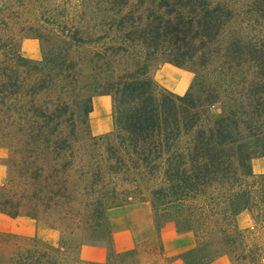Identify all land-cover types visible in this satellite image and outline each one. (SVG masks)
Segmentation results:
<instances>
[{"label":"trees","instance_id":"16d2710c","mask_svg":"<svg viewBox=\"0 0 264 264\" xmlns=\"http://www.w3.org/2000/svg\"><path fill=\"white\" fill-rule=\"evenodd\" d=\"M75 1L69 16L56 0H16L20 40L0 8V137L20 145L25 201L76 235V250L108 245L109 212L147 202L157 228L192 237L184 264L259 257L247 233L264 232V173L251 166L264 157V0ZM26 38L39 59L21 54ZM159 55L196 70L183 95L151 76ZM95 95L114 110L100 136L88 129ZM80 105L76 148L64 129ZM242 212L250 228L236 226ZM0 213L20 205L4 199Z\"/></svg>","mask_w":264,"mask_h":264},{"label":"crops","instance_id":"0c3cea01","mask_svg":"<svg viewBox=\"0 0 264 264\" xmlns=\"http://www.w3.org/2000/svg\"><path fill=\"white\" fill-rule=\"evenodd\" d=\"M169 73L175 76L174 82L166 77ZM191 75L178 67L163 65L156 76L170 86L171 92L181 95V88L184 90L187 87L192 80ZM112 109L109 96L99 95L92 99L88 116V129L92 136L108 134L113 130ZM251 166L253 173L263 174L264 157L254 159ZM244 214L249 222L245 228H250L252 220L248 212L240 213L235 218V224L239 227L237 222ZM109 229L108 245L83 244L78 248L76 259L79 264H184L180 255L193 246L192 237L178 233L173 222L167 221L157 228L151 207L145 202L111 211ZM0 232L23 238H37L55 247L60 242L57 229L25 215L9 217L0 213ZM208 264L233 263L223 255Z\"/></svg>","mask_w":264,"mask_h":264},{"label":"rangeland","instance_id":"374dc122","mask_svg":"<svg viewBox=\"0 0 264 264\" xmlns=\"http://www.w3.org/2000/svg\"><path fill=\"white\" fill-rule=\"evenodd\" d=\"M56 3L64 9V15L74 16L76 14V10L72 8L74 3H76L75 0H56ZM6 5H10L8 14L11 13L12 16H10L9 21L10 27L6 31H11L14 33L15 38L20 40L22 34L18 31H20V28L22 27L21 18L23 17V13H21L20 9L16 7V0H0V8ZM2 13L3 12H1V14ZM21 44L22 55L33 59L40 58V50L37 40L26 38L22 39ZM168 61L169 60L166 56L159 55L156 60L152 62L150 74L160 87L171 92L169 90L170 86L165 85V83L156 76L157 71L161 66H173L172 64L167 63ZM180 69L190 72L192 74L191 79H194L196 70L191 68L190 65H185ZM166 77H168L171 82L175 81V76L171 73H169ZM192 80L184 90L180 87L183 94L190 87ZM177 84L179 85V83ZM181 89L179 90L180 92ZM171 93L175 94L174 92ZM97 96L99 95H95L93 98ZM112 116L114 121L113 109ZM70 119L71 120L67 123L69 125L64 129V134L68 139H70V141H75L74 145H76V148H83L84 141L81 139L84 137L85 127L87 126V120L84 116V106L80 105L74 111L73 116L70 117ZM71 134L74 136L72 137ZM19 148L20 145L17 142L15 143V141H9L0 137V201L8 199L13 206L20 205V215L36 214V220H39L59 231L60 242L59 245L55 247L50 246L37 238H23L0 232V264H79L76 259V243L78 241L76 235L69 234V231L65 230L64 233H62L58 229L59 223L56 222L53 217L50 216L48 220L45 219L44 216L47 214L41 213L42 209L37 211L33 207V204H29L25 201L26 193L24 191L23 180L20 178L19 174L21 170L20 156L18 154L11 153L12 149L19 150ZM12 164H14L13 167H11ZM6 180H9L10 182L4 186ZM133 197L134 200L144 199L139 195V193H135ZM7 209L12 210L13 208L8 205ZM110 213L111 212L108 214V219L110 217ZM247 219L248 218L245 214L244 216H240L239 221L237 222V225L241 227L240 229L248 227L249 222ZM60 227L64 229L63 226L60 225ZM247 238L250 245L258 244L260 246V251L258 254L259 257L256 253L249 254L248 260L244 264H264V232L256 233L254 231H250L247 233Z\"/></svg>","mask_w":264,"mask_h":264}]
</instances>
